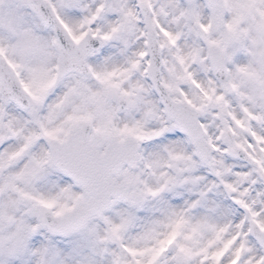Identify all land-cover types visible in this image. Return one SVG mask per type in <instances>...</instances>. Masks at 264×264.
<instances>
[{
	"label": "snow or ice",
	"instance_id": "snow-or-ice-1",
	"mask_svg": "<svg viewBox=\"0 0 264 264\" xmlns=\"http://www.w3.org/2000/svg\"><path fill=\"white\" fill-rule=\"evenodd\" d=\"M0 264H264V0H0Z\"/></svg>",
	"mask_w": 264,
	"mask_h": 264
}]
</instances>
